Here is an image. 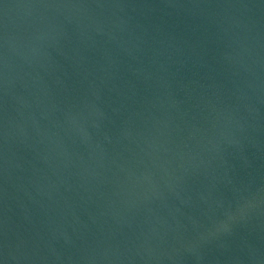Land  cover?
<instances>
[{
  "label": "water",
  "instance_id": "obj_1",
  "mask_svg": "<svg viewBox=\"0 0 264 264\" xmlns=\"http://www.w3.org/2000/svg\"><path fill=\"white\" fill-rule=\"evenodd\" d=\"M0 264H264V0H0Z\"/></svg>",
  "mask_w": 264,
  "mask_h": 264
}]
</instances>
